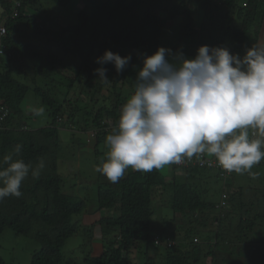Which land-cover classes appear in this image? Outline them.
<instances>
[{
  "label": "trees",
  "instance_id": "1",
  "mask_svg": "<svg viewBox=\"0 0 264 264\" xmlns=\"http://www.w3.org/2000/svg\"><path fill=\"white\" fill-rule=\"evenodd\" d=\"M6 1L0 0V24L6 29L0 54V100L11 112L6 121L0 122V160L19 144L21 152L14 158L23 159L31 169L43 161L44 168L36 177L30 169L22 182L20 197L0 200V234L8 228L16 235L31 238L30 253L21 259L25 261L21 264H68L63 251L67 239L79 233L91 245L94 223L80 221L86 203L65 192L57 170L62 142L59 125L63 117L74 125L82 120L81 128L85 131L95 129L93 150L83 151L99 159L101 151L108 149L105 137L118 121L121 106L128 93L134 92L143 57L160 46L167 47L161 41L165 27L179 35L178 44L168 47L173 52L194 57L199 46L208 45L226 47L243 56L246 47L258 43L264 0H78L75 10L80 22L68 20L64 24L58 22L63 16L60 8L73 0H48L54 2L51 5H56L58 12L52 7L39 9L35 5L37 0H20L13 17L12 0ZM89 4L107 17L90 19ZM40 12L44 14L41 19L37 14ZM28 32L31 37L48 38L55 49L43 53L38 48L41 39L39 43H30ZM22 39L27 41L21 43ZM106 49L131 56L123 71L117 73L113 63L97 62ZM65 53L73 56V61L64 59ZM98 68L106 69L109 81L100 80L95 71ZM58 77L66 80L65 89L58 96H51L47 86L53 84L56 89ZM40 78L48 79L50 85L46 83L43 89L35 84ZM104 87L113 97L102 95L100 101L98 92ZM30 89L47 107L50 121L45 126H29L32 116L25 115L21 107ZM75 89L80 94L70 97ZM91 89L95 90L93 94L82 102V92ZM80 102L87 107L81 108ZM248 131L250 139L264 140L256 133L253 135L254 130ZM261 150L264 151V145ZM169 166L168 178L155 168L142 172L129 167L116 183L102 174L97 189L98 205L99 209L109 210L96 221L102 233L98 245L102 252H88L81 257L82 264H207V255H212L210 264H227L228 259L232 264H264V159L249 171H232L226 176L220 175L219 169L193 164ZM178 170L182 175L177 174ZM200 170L210 172L218 180L217 200L207 195L208 175ZM159 190L171 195L173 213L167 219L155 217L154 192ZM234 209L240 213L236 214ZM207 223L212 226L208 231L213 235L204 234ZM198 237L201 242L193 240ZM228 243L243 248L236 247L238 254L233 257L229 252H218ZM242 252L247 254L245 262L241 260L245 257ZM0 264L19 263L6 262L0 256Z\"/></svg>",
  "mask_w": 264,
  "mask_h": 264
},
{
  "label": "clouds",
  "instance_id": "2",
  "mask_svg": "<svg viewBox=\"0 0 264 264\" xmlns=\"http://www.w3.org/2000/svg\"><path fill=\"white\" fill-rule=\"evenodd\" d=\"M14 2L12 17L17 6ZM130 60V55L107 49L97 58L100 64L113 63L117 73ZM95 71L100 80L109 81L106 69ZM0 102L9 108L8 117L10 107ZM249 129L264 137V43L246 47L243 56L226 47L201 45L193 58L160 46L143 57L134 92L105 137L107 158L95 171L112 183L129 167L151 172L173 163L219 169L222 176L232 171L242 173L264 159V140L250 139ZM20 152L17 144L0 160V200L22 195L21 185L31 166L14 158ZM201 154L213 159L212 164L184 163L185 158ZM43 168L40 161L31 174L39 176Z\"/></svg>",
  "mask_w": 264,
  "mask_h": 264
},
{
  "label": "rangeland",
  "instance_id": "3",
  "mask_svg": "<svg viewBox=\"0 0 264 264\" xmlns=\"http://www.w3.org/2000/svg\"><path fill=\"white\" fill-rule=\"evenodd\" d=\"M6 2L9 3L8 0ZM78 2H79L78 0H75V1L73 0V2H71L69 6L60 8L61 14L67 17L68 19L62 16L58 18L59 23L62 24L63 22L64 24L68 20H69V23H79L80 22L81 19L79 17V14L75 10V6L79 7ZM91 3L96 5L94 2H91ZM51 4H54V2L50 3V1L48 0H37V2L35 3L36 7H38L39 9L41 7L43 9H47V7L49 8L52 7L58 12L57 6L56 5L53 6ZM89 8L91 10V12L89 10V13H88L90 19L107 17L106 14L96 9L93 5L89 4ZM2 11L3 9L1 8V5H0V16H2ZM37 14L39 15L40 19L44 15L41 12ZM234 18L236 17L234 16ZM43 21L46 22L45 19ZM170 31L171 30L168 26L165 27L163 30L162 36H161V41L163 45L167 46L166 48L177 45L179 42L178 33L170 32ZM28 34L29 35L27 39H29L30 43L35 44V43L40 42L39 39H41V36L31 37L30 32H28ZM44 38L45 37H42L41 42L38 45V48L43 53H46L47 51H49V48L55 49L54 46L50 44L52 43V41L49 40L48 38H45L46 39L45 41ZM26 41H27L26 39H22L21 43H25ZM173 53H176V52H173ZM62 57L70 61H73L74 59L72 58L73 56L68 57L67 53L63 54ZM186 57L193 58L192 56H186ZM26 61L29 62L27 59ZM56 80L58 81V85L56 89L53 88V84L51 86H47V85H50L51 83L48 81V79L45 80V79L40 78L39 81H36L35 84L42 86L43 89H45V87L47 86V88H49V92L51 96L52 95L58 96V92L65 89L64 84L66 83V80L62 78L60 79V77H58ZM22 81L27 83V81H24V80ZM46 83L47 85L45 86ZM75 91H76L75 94L73 92H70L69 96L73 97L72 95L80 94L79 89L78 90L75 89ZM94 91L95 90L91 89L88 92L86 90L82 92L83 96H82L81 101L82 102L88 101L87 96L92 95ZM98 94H99L98 96L100 98V101L103 99L102 95H104L105 97H113V94L105 87L102 90H100ZM123 94L126 95L125 92H123ZM131 94H133V91L128 93L126 100ZM95 97L97 98L96 94H95ZM82 102L79 103L81 104V108L87 107V106H82L83 105ZM21 107L24 110L25 115H29V117L32 116V118L28 120V124L32 128L45 126L50 121V117L48 116V111L46 109L47 107L41 102L40 97L34 95L33 90L31 89L28 91ZM81 126H82V120L80 123H77L76 125H74L73 123H70L69 120H67L66 116L63 117L59 125V129H60L59 136L62 142H61V148L59 151L57 170L62 176L63 188L65 192L71 194L76 199L83 200L86 203V208L84 210L85 213H83V215L80 216V221L83 222V224L94 223V229H93V238L91 240V245L89 241L83 238L81 234L79 233L67 239L63 251L65 253L68 264H71V263L82 264L83 262H81V257L84 258V256L88 252L91 254H98L102 252V250H100V246H98V245H101V242H102V238H101L102 233L100 231V225L96 221L98 218H100L101 215L109 211L103 208L99 209L97 189L99 187L98 185L99 182L102 181V174L95 171V167L99 165L102 160H105L107 158V153L109 149H106V150L103 149V151H101L103 153L99 155V159L94 158L93 153H89V152L87 153L83 151V150H87L91 152L93 150L92 145L94 143V138H92L91 133H95V129H90L89 131L87 130L85 131L84 129L81 128ZM85 133L87 134V136ZM255 133L257 134V132ZM86 137H87V143L86 145H84V143L86 142ZM161 170L163 171L164 175L166 174L165 177L168 178V175H169L168 173L171 170V166L166 165L163 168H161ZM199 172L203 175H208V176H205L206 177L205 181L207 183L206 187L209 189V192L207 195L211 199L217 200V198L220 196L219 195L220 184L218 180L214 176H212V174L208 171L200 170ZM177 174L182 175V172L178 170ZM255 183H257V179ZM167 192L168 191H166V193L164 194H162L160 190L154 192L155 196H154L153 208L155 210V217L158 220H160L161 217L167 219L168 217H171L173 213L170 207L171 195L169 194V192L167 195ZM234 212L236 214H239L240 210L234 209ZM211 227L212 226L209 225V223H207L206 230L204 232L205 235H208V236L213 235V233L208 231V229ZM29 240H31L30 237L16 235L12 230L8 228L5 229L0 234V256L3 257V259L6 262H9V263L21 264L20 261L25 262L24 260H21V259H24L25 256L29 255L30 253L31 247L29 246V243H30ZM207 240L210 243H214L213 239L211 240L207 239ZM198 241L201 242L202 240L198 237L196 242ZM236 247L241 248V250L243 248V246L241 245L234 247L232 244L228 243V245L225 244L223 247H221L222 251H218V252L223 253V254L229 252L228 255L230 257H233L235 254H238L235 250H238L239 248H236ZM240 254L245 255V257L241 258V260L245 262L246 259L244 258H246L247 254L245 252H242ZM211 257L212 255L206 256L205 259H206L207 264L208 263L210 264ZM239 257L241 256H238L237 258ZM232 263L233 261H230L229 259L227 260V264H232Z\"/></svg>",
  "mask_w": 264,
  "mask_h": 264
},
{
  "label": "built area",
  "instance_id": "4",
  "mask_svg": "<svg viewBox=\"0 0 264 264\" xmlns=\"http://www.w3.org/2000/svg\"><path fill=\"white\" fill-rule=\"evenodd\" d=\"M15 5H19V1L15 0ZM17 11L14 10L13 15H16ZM6 34V29L3 24H0V54L2 53V38ZM9 113V108L0 102V122L5 119ZM213 159L208 158L205 154H201L199 158L197 156H193L191 159L185 158L184 163H197L200 166L210 165L212 164Z\"/></svg>",
  "mask_w": 264,
  "mask_h": 264
},
{
  "label": "crops",
  "instance_id": "5",
  "mask_svg": "<svg viewBox=\"0 0 264 264\" xmlns=\"http://www.w3.org/2000/svg\"><path fill=\"white\" fill-rule=\"evenodd\" d=\"M258 43H264V18H263L262 26L260 29V37H259Z\"/></svg>",
  "mask_w": 264,
  "mask_h": 264
}]
</instances>
